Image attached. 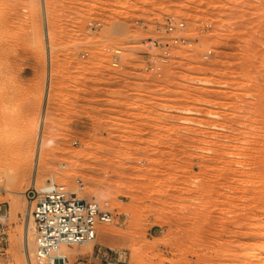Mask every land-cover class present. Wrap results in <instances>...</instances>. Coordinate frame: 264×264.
Returning a JSON list of instances; mask_svg holds the SVG:
<instances>
[{
  "label": "rangeland",
  "instance_id": "1",
  "mask_svg": "<svg viewBox=\"0 0 264 264\" xmlns=\"http://www.w3.org/2000/svg\"><path fill=\"white\" fill-rule=\"evenodd\" d=\"M167 17L187 44L154 78L141 40L169 38ZM50 178L128 212L67 264L98 247L264 264V0H0V264L32 260L30 196Z\"/></svg>",
  "mask_w": 264,
  "mask_h": 264
},
{
  "label": "built area",
  "instance_id": "2",
  "mask_svg": "<svg viewBox=\"0 0 264 264\" xmlns=\"http://www.w3.org/2000/svg\"><path fill=\"white\" fill-rule=\"evenodd\" d=\"M99 25L98 21H88L86 28L92 30ZM184 28L182 20L167 17L163 32L169 38L142 39L139 71L154 78L161 77L169 60L177 57V49L187 44ZM121 57L120 48L111 50L109 59L114 68L121 67ZM31 193L29 217L33 221V251L29 264H67L63 247L89 242L95 238L98 224L111 223L128 215V212L116 213L105 200L75 198L54 178ZM94 259L99 264H126V252L98 247Z\"/></svg>",
  "mask_w": 264,
  "mask_h": 264
},
{
  "label": "bare ground",
  "instance_id": "3",
  "mask_svg": "<svg viewBox=\"0 0 264 264\" xmlns=\"http://www.w3.org/2000/svg\"><path fill=\"white\" fill-rule=\"evenodd\" d=\"M231 139V138H230ZM223 146H227L226 145V143H223L222 144ZM233 146V145H232ZM255 146V145H254ZM230 147V146H229ZM228 147V148H229ZM253 148V147H252ZM216 151V150H215ZM219 151V152H218ZM218 151H216V152H218L219 153V156H217L218 155V153H217V155H212V159L214 160V159H216V158H221L222 159V161L223 160H227V161H229L230 160V158L229 159H227V158H225V157H223V156H221L223 153H225V152H227L226 150H225V152L223 151V150H220V149H218ZM223 151V152H222ZM252 151V150H251ZM228 153V152H227ZM226 153V154H227ZM229 154V153H228ZM231 154V153H230ZM233 154H235V153H233ZM254 154V153H253ZM207 156V155H206ZM249 156V155H248ZM232 160V159H231ZM234 160V159H233ZM225 162V161H224ZM234 162V161H233ZM237 162V161H236ZM198 164V163H197ZM201 164H203L202 162H201ZM200 164V165H201ZM205 164V163H204ZM203 164V165H204ZM241 164V163H240ZM214 165V164H213ZM225 165H226V163H225ZM227 165H228V163H227ZM217 166V165H216ZM219 167H221V166H219ZM228 167V166H227ZM223 168V167H222ZM228 168H230V167H228ZM232 169V168H231ZM39 170H41V169H39ZM236 170V169H235ZM226 171V170H225ZM237 172V171H236ZM40 174H41V172H40ZM44 174V173H43ZM221 174V173H220ZM229 174H231V173H229ZM214 175V174H213ZM219 175V174H218ZM40 176V175H39ZM81 188V187H80ZM78 189V188H77ZM81 190V189H80ZM72 196H74L75 198H78V199H86V197L85 196H83L82 194H78L77 192H75L74 194L72 193ZM28 217H29V215H27ZM27 217V218H28ZM31 218L29 217V223H28V226H30V224H31V226H33L32 224H33V221H31L30 220ZM31 222V223H30ZM32 228V227H31ZM30 228V229H31ZM96 232H97V235L99 236H102V237H106L107 235H109L110 234V230L108 229V227L106 228V227H103V226H101V224L99 225H97V227H96ZM95 238H96V236H95ZM94 238V239H95Z\"/></svg>",
  "mask_w": 264,
  "mask_h": 264
}]
</instances>
